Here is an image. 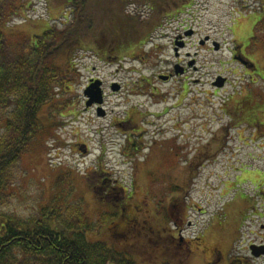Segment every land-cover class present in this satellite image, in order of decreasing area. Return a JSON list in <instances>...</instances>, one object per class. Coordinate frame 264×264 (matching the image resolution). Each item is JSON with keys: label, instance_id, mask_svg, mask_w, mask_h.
Wrapping results in <instances>:
<instances>
[{"label": "rangeland", "instance_id": "1", "mask_svg": "<svg viewBox=\"0 0 264 264\" xmlns=\"http://www.w3.org/2000/svg\"><path fill=\"white\" fill-rule=\"evenodd\" d=\"M105 1L115 5L117 0ZM165 1L160 8L174 3L179 8L177 21L156 26L136 53L121 57L97 45L77 51L75 80L57 91L53 106L45 105L39 112L43 128L19 159L13 193L0 212L37 215L57 191L54 185L61 177L63 183L56 187L67 194L73 189L72 198L83 196L86 213L97 220L104 209L84 182L89 178L92 188L98 189L99 166L109 172L108 184L114 180L129 188L136 180V196L148 194L149 206L153 202L155 208H167L173 197L184 202L179 207L190 225H185L183 235L198 245L183 264H229L233 255L245 256L249 264H264V255L252 257L248 249L252 242L264 241V33L251 41L263 4L259 0ZM21 3L20 14L1 29L7 37H32L47 24L61 25L71 15L63 0ZM149 5L128 0L126 10L145 20L152 11ZM186 28L194 34L177 55L173 37ZM205 36L219 43L218 50L211 42L200 44ZM237 46L241 60L233 56ZM190 58L196 60V69L175 74L176 62L185 66ZM170 73L168 80L159 79ZM218 74L226 78L223 87L213 86ZM91 77L103 82L100 106L105 115L97 114L96 105L85 106L83 91ZM111 82L120 88L113 91ZM132 110L133 125L137 123L141 131H136L137 126L116 125ZM79 143L86 144L88 151L81 152ZM131 144L138 150L128 154ZM164 226L174 229L166 217ZM146 241L141 239L143 246ZM213 244L221 256L208 260L202 247ZM124 251L136 264L164 260L180 264L169 252L167 258L159 251L156 258L153 254L143 258L132 249Z\"/></svg>", "mask_w": 264, "mask_h": 264}, {"label": "trees", "instance_id": "2", "mask_svg": "<svg viewBox=\"0 0 264 264\" xmlns=\"http://www.w3.org/2000/svg\"><path fill=\"white\" fill-rule=\"evenodd\" d=\"M63 1L70 7L71 15L61 25L47 24L40 34L12 38L1 29L20 14L22 3L21 0H0V207L9 202L13 193L19 159L31 149V142L43 128L39 112L45 105L53 106L57 91L75 80L73 66L77 51L97 45L106 46L107 53L121 57L136 53L149 41L153 29L160 26L163 11H179L170 6L160 8L161 1L165 0H154V3L141 0L143 4L149 3L152 10L148 18L141 20L140 14L126 10L128 0H117L115 5L105 0ZM259 1L264 7V0ZM261 33H264V13L254 26L251 41H258ZM132 112L136 113L132 110L129 117ZM63 180L57 179L54 185L57 191L54 190L37 215L22 217L0 212V264H136L124 250L132 249L143 258L152 254L156 258L157 251L167 258V252L176 251L172 242L160 247L171 232L165 226L162 236L151 240L113 234L111 221L118 214L111 212L112 205L99 201V207L104 210L94 220L86 213L83 196L72 198L73 189L67 194L57 188ZM91 181L85 179L88 190L93 186ZM180 203L184 204L173 197L167 208L162 207L163 220L166 217L173 222L175 217H183L179 206L184 205ZM134 205L129 207V212H136ZM119 215L122 219L128 213ZM141 239L147 240L145 246ZM127 243L129 247H121ZM136 243L137 247L133 246ZM181 255L184 260L187 254ZM161 263L171 264L168 260ZM229 264L249 262L245 256L233 255Z\"/></svg>", "mask_w": 264, "mask_h": 264}, {"label": "flooded vegetation", "instance_id": "3", "mask_svg": "<svg viewBox=\"0 0 264 264\" xmlns=\"http://www.w3.org/2000/svg\"><path fill=\"white\" fill-rule=\"evenodd\" d=\"M177 8L176 4L174 3V9ZM176 14H179V11L177 10L176 12L173 10L171 12H166L163 11V13L161 14V19H160V26H163L167 21H171L175 22L177 21L176 19ZM188 29L190 28H186L184 30V32H186ZM184 32L182 34H176L173 37V48L175 47L176 44V40L179 37L178 40H183L185 42V44L187 43V39L191 36H193L194 31L191 35L189 36H185ZM215 40L212 39L210 36L207 40L204 41L203 44L205 43H209L211 42L212 47H213V42ZM185 46V45H184ZM214 49V48H213ZM178 55V53H176ZM187 55L189 56V53H187ZM233 56L235 59L237 60H241V55L239 53V46H237V48L235 47L233 50ZM195 59H191L188 60L187 64L185 66H182L180 64V61L178 60L176 62V64H180L183 68L184 71L183 73H185L187 71L188 67H192L194 69H196L195 66ZM169 78L172 76V74L170 73ZM219 76V74L215 77V80L217 79V77ZM168 78V79H169ZM97 77H91L88 79L87 82V86L91 83L92 80H96ZM167 79V80H168ZM214 80V81H215ZM214 81H213V86L214 85ZM227 82V81H225ZM112 83H110V87L112 86ZM103 84V82H102ZM86 86V87H87ZM120 88V87H119ZM105 97V94L103 95V99ZM96 105V109L98 108L97 104H92L91 106H95ZM102 105V104H101ZM105 115V111L103 110V114ZM133 117H126L125 119L119 121L116 123L117 126H119L120 128H125L128 127L129 129L132 128H136L135 126H137L138 124L133 122ZM138 129L136 128V131L139 130V126H137ZM141 130H143V128H140ZM139 130V131H141ZM131 133V132H130ZM128 141H132L130 139V135L128 136ZM135 144V143H134ZM132 144L129 147L130 149L128 150V154L130 152V150H134L137 149L138 147H136L134 145V147L132 148ZM77 148L85 153L88 151V147L86 146V144L84 143H79L77 144ZM145 148V146L143 147V149ZM147 149V148H146ZM154 150L151 149V152H153ZM133 153V152H130ZM127 154V153H126ZM100 168L99 166H97L96 171H98ZM102 172V171H101ZM100 172V177H102V181L100 184L97 185L98 189L96 190L95 187L91 188L89 191L90 193H94V194H98L97 199L99 201H104L106 203H109V205L113 207V210L111 211L113 214H118V216L115 218V220H112L111 223H113V234L121 236L123 238L125 237H132V236H140V237H145L149 240L151 239H155L156 237H160L162 236V233L164 231V220L161 216L162 211L161 209H159L158 207L155 208V204H153V202H151V206H149L150 204H148L147 201V197L148 194H144V196H146L145 198H138L136 196V191L138 190L137 187L139 186V184H137L136 180L134 182L131 183L129 188H126V186H122V185H118L116 183V181L113 180V182H111V184H108L109 179L105 176H108L107 171H105L103 169V172ZM153 201V200H152ZM160 201V200H159ZM158 201V202H159ZM247 202V200H245ZM140 202V203H138ZM133 203V204H132ZM135 204V205H134ZM132 205H134V209L136 210V212L134 211V213L129 212V207L132 208ZM245 206V203L244 205ZM247 210V209H246ZM127 212L128 215H122V219H120V215L119 213H125ZM141 216H144L143 219H141ZM186 217H175V219L173 220V224H174V229L171 230L169 237H167V240L165 241V244L163 243V246H166V244L169 242L173 244L172 248L176 251H171L172 254L174 255V257L176 258V260L179 261L180 264L184 263V260L181 258V254H187L185 255V259L190 255V253H192V251L197 247L198 242H196L197 240H193V239H187V237H184L183 233L185 230V225H190V222L185 221ZM119 219V220H118ZM121 220V221H120ZM198 239V237H197ZM251 244H254V242H252ZM250 244V245H251ZM257 245H263L264 241H260L258 243H255ZM214 246H208V245H203L202 250L203 252L207 255L208 260H210V258L208 256H215V258H220L221 253L220 250H217V245L213 244ZM165 249V248H164ZM170 249V248H169ZM249 249V246H248ZM183 251V253H182ZM250 254V251H249Z\"/></svg>", "mask_w": 264, "mask_h": 264}, {"label": "water", "instance_id": "4", "mask_svg": "<svg viewBox=\"0 0 264 264\" xmlns=\"http://www.w3.org/2000/svg\"><path fill=\"white\" fill-rule=\"evenodd\" d=\"M193 33V30H187L184 32L185 36H189ZM209 36H205L204 39L200 41V44H203L205 40H207ZM179 37L176 40V44L174 47L175 53H178V50L182 47H184L185 42L183 40H178ZM213 48L214 50H218L219 48V43L214 41L213 42ZM184 71V68L180 64H175L174 65V73L175 74H182ZM169 78L168 75H159V79L161 80H167ZM226 81V78L219 75L217 79L214 81V85L216 87H223L224 83ZM119 84L117 82H113L111 89L113 91H116L119 89ZM84 96L87 98L85 102V106L89 107L92 104H97L99 105L97 108V114L102 115L103 114V109L100 106L103 103V89H102V81L100 79L92 80L91 83L84 89L83 91ZM249 251L250 255L253 257H261L264 255V244L263 245H257V244H251L249 245Z\"/></svg>", "mask_w": 264, "mask_h": 264}]
</instances>
